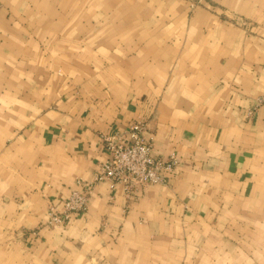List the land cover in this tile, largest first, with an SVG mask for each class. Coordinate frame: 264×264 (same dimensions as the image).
I'll use <instances>...</instances> for the list:
<instances>
[{"label":"crops","instance_id":"obj_1","mask_svg":"<svg viewBox=\"0 0 264 264\" xmlns=\"http://www.w3.org/2000/svg\"><path fill=\"white\" fill-rule=\"evenodd\" d=\"M263 93L264 0H0V264H264ZM139 119L169 182L46 226Z\"/></svg>","mask_w":264,"mask_h":264},{"label":"built area","instance_id":"obj_2","mask_svg":"<svg viewBox=\"0 0 264 264\" xmlns=\"http://www.w3.org/2000/svg\"><path fill=\"white\" fill-rule=\"evenodd\" d=\"M257 100L264 104V93ZM146 129L147 121L139 119L123 131L104 135L108 157L99 163L93 180L81 179L84 188L73 190L61 209L52 204L45 225H64L74 214L86 211L89 195L101 182L109 181L112 186L122 184L127 194H134L149 184H167L170 173L179 166L178 156L172 153L164 157L156 153L153 139L144 135Z\"/></svg>","mask_w":264,"mask_h":264}]
</instances>
